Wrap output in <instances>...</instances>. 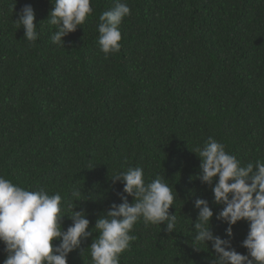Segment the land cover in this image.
<instances>
[{"label": "trees", "instance_id": "1", "mask_svg": "<svg viewBox=\"0 0 264 264\" xmlns=\"http://www.w3.org/2000/svg\"><path fill=\"white\" fill-rule=\"evenodd\" d=\"M121 2L131 15L119 26L120 51L106 58L97 26L115 0H91L92 14L64 47L50 39L55 0H0V176L59 193L62 204L87 214L91 231L127 196L115 176L142 167L146 182L161 177L176 192L169 211L177 225L168 233L166 224L140 219L120 264H211V243L191 246L195 200L212 209L214 235L229 239L228 225L217 219L223 205L213 186L197 178L201 161L192 151L212 137L242 166L264 162V0ZM26 4L35 12V42L15 24ZM71 224L65 216L64 230ZM248 230L247 221L233 226L232 247L242 254ZM93 231L68 264H93ZM5 258L0 243V264Z\"/></svg>", "mask_w": 264, "mask_h": 264}, {"label": "clouds", "instance_id": "2", "mask_svg": "<svg viewBox=\"0 0 264 264\" xmlns=\"http://www.w3.org/2000/svg\"><path fill=\"white\" fill-rule=\"evenodd\" d=\"M52 5L47 20L56 31L50 39L64 47L63 38L74 33L92 14L91 0H55ZM16 15L15 24L23 28L24 39L35 42L38 32L33 7L26 4ZM130 15V7L121 0H115L114 6L100 15L98 43L106 58L120 51L119 26ZM192 152L201 161L202 174L197 178L213 186L215 203L223 205L217 219L228 225L225 234L229 239L214 235V213L206 200L196 199L194 207L199 213L191 246L200 251L201 246L208 249L211 243L215 254L211 264H264V162L256 160L242 166L225 145L212 137ZM112 181L123 184V193L133 197V203L121 196L122 203L113 204L107 215L96 221L93 229L98 235L88 248L93 264H120V255L136 239L131 233L140 219L146 224H166L168 233L175 231L177 225L176 214L169 211L176 192L164 178L148 183L142 167H128ZM80 196L81 191L74 188L73 199L79 201ZM65 208L70 209L71 215L63 214ZM74 208L72 203L62 204L59 193L50 195L43 188L27 190L0 176V243L6 254L3 264H68V256L94 232L88 230L87 214ZM65 216L72 221L66 231L62 226ZM241 221L249 223L247 236L241 242L247 254L237 252L231 243L233 226Z\"/></svg>", "mask_w": 264, "mask_h": 264}]
</instances>
